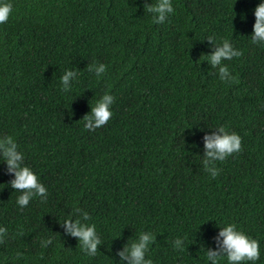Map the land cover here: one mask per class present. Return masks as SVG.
<instances>
[{"label": "trees", "instance_id": "obj_1", "mask_svg": "<svg viewBox=\"0 0 264 264\" xmlns=\"http://www.w3.org/2000/svg\"><path fill=\"white\" fill-rule=\"evenodd\" d=\"M0 2L13 5L0 24V140H16L48 192L21 209L0 152V264H130L120 253L141 233L155 237L145 261L217 264L206 254L228 224L259 242L241 264H264V41H251L264 0H171L162 24L145 10L157 0ZM225 39L243 55L214 68ZM105 94L112 117L85 130ZM220 127L242 151L205 165L204 138ZM69 217L95 224V256Z\"/></svg>", "mask_w": 264, "mask_h": 264}, {"label": "clouds", "instance_id": "obj_2", "mask_svg": "<svg viewBox=\"0 0 264 264\" xmlns=\"http://www.w3.org/2000/svg\"><path fill=\"white\" fill-rule=\"evenodd\" d=\"M13 10V5L7 2H0V24H4L8 21ZM145 10L148 13H154L152 18L154 24L164 23L169 14L174 12L171 0H157L152 6H145ZM256 23L254 25V35L251 38L253 44H260L264 41V3H261L255 10ZM211 40L212 37L210 36ZM243 53L239 50H234L232 45L227 39L222 41V46L218 47L215 52L207 57L211 65L215 68L221 65L222 60L231 61L234 57H240ZM97 73H103L106 70V65L102 64L97 69ZM219 72L221 73V80L227 81L230 71L228 66H220ZM75 75L72 71H67L62 77V85L67 88L69 80ZM231 82L239 83L237 77L231 76ZM114 97L109 94H105L103 99L100 100L95 107L92 108L90 115L84 117L85 130L95 131L107 124L112 117L113 113L110 110L111 105L114 103ZM219 131L223 135H211L205 136V149L206 157L204 163L208 165L211 160L224 161L227 157L234 153L242 151V138L235 132L229 133L225 127H220ZM18 143L11 136L4 140H0V152H2L3 162L7 164V172L14 173L15 178L10 181L11 187L18 192H23L17 198V204L21 209L29 205L30 200L34 197H44L47 199V188L41 183L37 175L33 170L25 165L24 154L18 151ZM219 169L211 171V176L215 178L219 174ZM79 211V209H77ZM84 219H88V214H84ZM63 226L67 232L74 237L79 238L80 247L84 253L88 256H95L97 254V246L101 243V240L97 236L96 226L83 225L79 220L75 223L72 222L69 217L63 222ZM5 229H0V243H4ZM23 235L21 231L19 233ZM155 237L149 234L141 233L138 243H133L130 249H125L120 255L126 259L130 258V264H153L151 259L145 261V252L147 251L149 242L154 240ZM217 243V249L215 251L207 252V259L217 261L220 264V260L226 257L228 264H241L242 261L255 262L260 257L259 242L256 239L248 237L244 232L239 231L235 224H228L222 227L219 232V236L215 238ZM51 242V239L45 240L43 247L47 246V243ZM177 241V245H179ZM20 255L19 253L17 254ZM219 258V259H218Z\"/></svg>", "mask_w": 264, "mask_h": 264}]
</instances>
